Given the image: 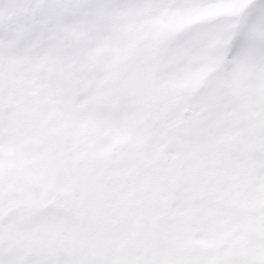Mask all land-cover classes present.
I'll return each instance as SVG.
<instances>
[{"label":"snow or ice","instance_id":"1","mask_svg":"<svg viewBox=\"0 0 264 264\" xmlns=\"http://www.w3.org/2000/svg\"><path fill=\"white\" fill-rule=\"evenodd\" d=\"M0 264H264V0H0Z\"/></svg>","mask_w":264,"mask_h":264}]
</instances>
